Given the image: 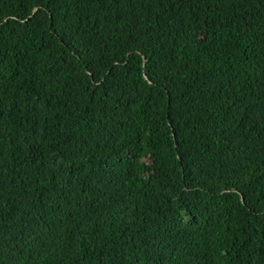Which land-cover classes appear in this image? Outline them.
Here are the masks:
<instances>
[{
  "label": "trees",
  "instance_id": "16d2710c",
  "mask_svg": "<svg viewBox=\"0 0 264 264\" xmlns=\"http://www.w3.org/2000/svg\"><path fill=\"white\" fill-rule=\"evenodd\" d=\"M0 264H264V0H0Z\"/></svg>",
  "mask_w": 264,
  "mask_h": 264
},
{
  "label": "water",
  "instance_id": "95a60500",
  "mask_svg": "<svg viewBox=\"0 0 264 264\" xmlns=\"http://www.w3.org/2000/svg\"><path fill=\"white\" fill-rule=\"evenodd\" d=\"M145 70H144V63H143V72H144ZM144 75H145V72H144Z\"/></svg>",
  "mask_w": 264,
  "mask_h": 264
}]
</instances>
